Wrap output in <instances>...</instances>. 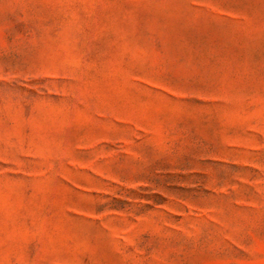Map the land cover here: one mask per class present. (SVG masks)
Wrapping results in <instances>:
<instances>
[{"label":"rangeland","instance_id":"rangeland-1","mask_svg":"<svg viewBox=\"0 0 264 264\" xmlns=\"http://www.w3.org/2000/svg\"><path fill=\"white\" fill-rule=\"evenodd\" d=\"M0 264H264V0H0Z\"/></svg>","mask_w":264,"mask_h":264}]
</instances>
